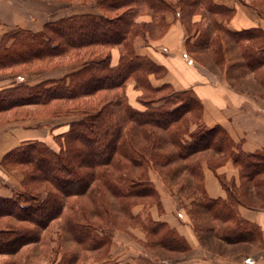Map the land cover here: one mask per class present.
I'll return each instance as SVG.
<instances>
[{
    "label": "trees",
    "instance_id": "obj_1",
    "mask_svg": "<svg viewBox=\"0 0 264 264\" xmlns=\"http://www.w3.org/2000/svg\"><path fill=\"white\" fill-rule=\"evenodd\" d=\"M96 2L100 14L74 15L49 21L38 32L15 28L3 35L0 70L36 65L56 68L54 61L67 57L81 64L59 79L35 85L16 83L0 90V114L35 106L48 116H77L69 131L58 137L59 151L42 142H29L4 157V168L19 170L23 182L22 191L11 198L0 197V256L17 257L25 247L41 244V233L60 222V251L54 252L52 264H83L88 252L108 259L114 231L140 222L132 209L139 204L160 205L150 170L170 182L183 172L189 175L193 184L188 190L197 197L189 215L199 236L212 233L227 243H258L259 228L239 219L235 208L251 206L246 200L249 189L259 194L264 185L259 177L264 173V154H236L223 128L201 125L203 107L192 91L152 87L149 77L163 78L167 71L150 58L138 56L133 45L147 33L163 35L165 14L177 7L186 23L201 6L212 15L224 8L212 0H179L177 7L169 0ZM146 12L154 22L138 23L137 17ZM217 28L212 27L228 41L258 38L260 42L243 46V56L250 68L264 62L263 33ZM212 29L196 28L195 34H200L189 50L207 53L210 62L220 66L225 62L223 38L212 36ZM116 47L120 61L112 66L111 50ZM131 81L142 92L138 101L143 110L128 102L126 87ZM65 105L70 107L64 109ZM190 124L198 128L190 132ZM207 151L225 154L222 161L230 156L240 167L242 186H226V201L211 199L204 191L201 165ZM208 162L215 166L214 160ZM184 189L180 188L181 193ZM141 226L151 249L180 252L187 248L162 223L147 220Z\"/></svg>",
    "mask_w": 264,
    "mask_h": 264
},
{
    "label": "crops",
    "instance_id": "obj_2",
    "mask_svg": "<svg viewBox=\"0 0 264 264\" xmlns=\"http://www.w3.org/2000/svg\"><path fill=\"white\" fill-rule=\"evenodd\" d=\"M177 7L179 0H169ZM49 0H0V43L9 28L41 31L47 21ZM224 10L217 14L208 13L202 6L198 12L182 20L180 10L165 14L167 28L163 35L145 38L137 37L134 50L138 56L148 57L158 66L166 69L163 78L149 77L152 87L168 85L175 92L192 91L202 104L200 124L208 128H223L234 143L236 154H264V62L250 68L243 56V46H252L259 39L237 43L223 38L222 32L213 30L217 26L232 33L257 31L264 34V0H212ZM53 3V2H52ZM97 14L90 10H76L74 15ZM140 24H152L151 13H141L137 17ZM212 29V36L221 35L225 50V62L216 65L207 53L189 50V44L198 39L200 32L195 29ZM264 47V41L261 42ZM187 56V57H186ZM190 59L193 60L190 63ZM120 61V49L111 50L112 66ZM80 65H78L79 67ZM75 69V68H74ZM53 75L48 72L44 81L59 79L67 73ZM55 71V72H56ZM55 74V73H54ZM3 75V74H1ZM0 75V77H2ZM4 76V75H3ZM1 81V80H0ZM13 82V80L11 81ZM43 82V81H42ZM11 85L0 84V90ZM129 104L138 109L142 92L131 81L126 87ZM34 109L35 116L30 113ZM74 116H48L35 106L21 107L0 114V197L11 198L22 191L23 175L19 170H7L2 165L4 157L24 143L42 142L52 150L59 151L58 137L67 133ZM198 128L190 126V132ZM212 151L203 153V188L207 197L226 201L227 187L240 188L242 177L240 167L230 156ZM215 161L212 167L209 160ZM156 176V180L154 178ZM151 170L150 176L160 197V205L139 204L132 209V215L140 220L136 225L114 235L109 260L116 264H264V185L259 194L252 187L246 200L251 206L241 204L235 211L239 219L257 226L261 232L258 243H227L212 233L199 236L193 226L189 210L197 197L190 194L191 179L183 172L176 182L165 181ZM264 181V173L259 176ZM160 181H157V179ZM185 187L181 193L180 188ZM179 190V191H178ZM178 191V192H177ZM175 195H173V194ZM151 220L164 224L176 232L186 243L185 251L172 252L151 249L147 246L148 236L141 222ZM221 227L220 223H216Z\"/></svg>",
    "mask_w": 264,
    "mask_h": 264
},
{
    "label": "rangeland",
    "instance_id": "obj_3",
    "mask_svg": "<svg viewBox=\"0 0 264 264\" xmlns=\"http://www.w3.org/2000/svg\"><path fill=\"white\" fill-rule=\"evenodd\" d=\"M49 1L51 2H49L48 4L51 6L47 8V21L48 22L57 21L63 18L74 16V12L80 9L94 11V13H97V14L101 13L96 0H49ZM14 29L13 28L5 29L6 30L5 34ZM192 62L193 60L190 59V63ZM54 64L57 66L56 68H51V65H47L48 68L46 66L36 65L34 67L21 66V67H15L12 69L0 70V75L1 74L4 75V76L1 75L2 77H0V80H1L0 84L9 86V85L16 84V83L18 84L22 82H28L31 85H35V84H38L44 81L47 78V76H52V74H49L48 72L54 71L55 74L53 73V75L58 74L56 70H59L60 73L71 72L72 70H74V68L75 69L78 68V65L81 64V61L77 59L74 60V58L67 57L65 59L54 61L52 66ZM12 80L13 82H11ZM150 98L156 99L157 96H151ZM68 107L70 106L65 105L64 109ZM29 111L33 116L36 115L33 108L30 109ZM61 116L77 117L76 115H71L70 113L61 114ZM150 173H151V170H150ZM154 178L156 180L155 174H154ZM150 179H151V176H150ZM157 181H160V179L158 178ZM59 224L60 222H55L49 230L43 231L41 233V238H42L41 244L39 243L38 245L25 247L17 257L0 256V264H4L5 262H8V261H17V264H52L53 259L55 258L54 252H56L57 249L60 251L59 249L60 245H57L58 243L57 238L60 233ZM130 226L128 225L126 228L117 229L116 231H114V235L118 231L127 230V228ZM111 247H112V244L109 248V252L112 250ZM61 252H64V250H61ZM60 257L61 256H58V259H60ZM85 257L86 259L83 261L84 262L83 264H102V263L116 264V261L114 259L110 258L107 261L105 259L100 260L99 257L97 258V254H91L89 252L85 254Z\"/></svg>",
    "mask_w": 264,
    "mask_h": 264
}]
</instances>
